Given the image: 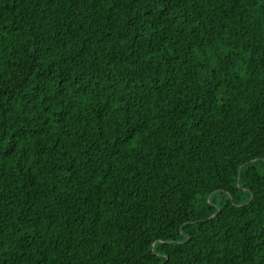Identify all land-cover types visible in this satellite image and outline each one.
<instances>
[{"label": "trees", "instance_id": "16d2710c", "mask_svg": "<svg viewBox=\"0 0 264 264\" xmlns=\"http://www.w3.org/2000/svg\"><path fill=\"white\" fill-rule=\"evenodd\" d=\"M0 264H264V0H0Z\"/></svg>", "mask_w": 264, "mask_h": 264}]
</instances>
